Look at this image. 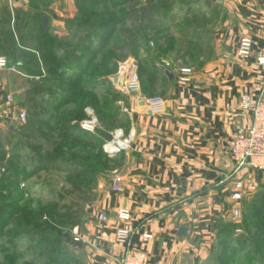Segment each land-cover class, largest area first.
Listing matches in <instances>:
<instances>
[{"label": "rangeland", "instance_id": "374dc122", "mask_svg": "<svg viewBox=\"0 0 264 264\" xmlns=\"http://www.w3.org/2000/svg\"><path fill=\"white\" fill-rule=\"evenodd\" d=\"M156 1L27 0L28 8L16 12L19 42L8 29V8H3L0 34L5 41L0 55L17 71H4L14 101L6 103L10 118L0 120V264H86L83 247L72 242H82L77 230L96 205L101 184L116 178L124 164L120 154L131 149L116 154L104 149L109 141L104 134L129 135L131 115L124 109L132 99L137 101L116 81L122 66L135 64L133 72L142 89L159 92L163 83L153 79L154 69L160 76L162 67L198 70L204 65L201 56L211 58L213 35L228 28L233 18L230 0H176L172 7L160 0L155 23L133 20L135 7ZM84 14L91 15L84 19ZM44 15L50 34L79 48L78 39L85 33L95 36L97 30H105L96 24H108L102 39H95H100L98 49L90 53L87 68L59 75L51 68L54 63L26 64L33 55L30 50H37L44 40ZM27 21L33 26L24 30ZM20 41L25 47L14 45ZM119 43L128 48L116 50ZM36 87L40 93H34ZM22 109L28 115L24 124L15 119ZM35 110L40 114L34 115ZM69 119L75 126L72 136L64 133ZM90 120L94 130L84 128ZM251 204L242 220L229 212L220 226L217 249L205 264H264V201Z\"/></svg>", "mask_w": 264, "mask_h": 264}, {"label": "crops", "instance_id": "0c3cea01", "mask_svg": "<svg viewBox=\"0 0 264 264\" xmlns=\"http://www.w3.org/2000/svg\"><path fill=\"white\" fill-rule=\"evenodd\" d=\"M229 2L230 25L213 35L211 58L201 56L204 65L191 83H180L173 68L168 69L174 70V80L165 72L163 76L155 72L154 79L163 83L161 91L142 89V93L162 98L163 108L157 112L150 113L148 105L133 96L136 103L132 99L127 107L133 141L131 149L120 154L121 181L112 178L101 184L96 205L77 230L86 264H119L125 250L115 238L120 208L132 211L133 246L148 252L150 264H205L217 249L220 226L229 219L235 181L248 172H234L230 142L236 126L249 116H235L232 110L239 107L243 95L257 97L264 83V65L258 62L259 52L264 51L263 1ZM4 7L11 16L8 29L19 42L16 12L28 8L27 0H0V15ZM243 35L254 39L253 54L247 58L238 55ZM1 40L5 38L0 34ZM4 71H0L1 121L12 113L6 95L14 93L8 90ZM249 176L259 190L244 200L246 210L251 203L257 206L264 201V173L252 171ZM101 214L107 219L101 220ZM183 226L187 231L180 235Z\"/></svg>", "mask_w": 264, "mask_h": 264}, {"label": "built area", "instance_id": "2783aa9c", "mask_svg": "<svg viewBox=\"0 0 264 264\" xmlns=\"http://www.w3.org/2000/svg\"><path fill=\"white\" fill-rule=\"evenodd\" d=\"M263 5H264V0ZM254 39L249 35H243L238 41V55L242 58H247L253 54ZM258 62L264 65V51L259 52ZM170 65L169 62H167ZM135 64L124 63L120 77L117 82H120L124 91L128 95H136L137 98L143 99L144 104L148 105L150 111L157 112L163 108V100L159 96L147 97L142 93V86L134 74L133 68ZM11 69L10 61L6 56L0 55V71ZM176 77L180 83H191L196 71L193 67L179 65L175 70ZM120 79V80H119ZM7 102L14 101V94L6 95ZM129 112L127 108L124 109ZM233 115L246 113L249 120L239 123L236 126V131L233 139L230 142V153L235 162L234 172L239 173L243 170H248L244 177L235 181L234 192L232 194V205L229 209L232 217L235 220H242L244 217V208L241 205L246 198L254 196L259 185L255 183L249 173L252 171H260L264 173V83L260 94L257 97L245 94L240 100L239 107L232 110ZM10 118V117H9ZM27 111L22 109L15 118L21 124L27 121ZM85 129H95V122L90 120L84 124ZM122 131H117L113 135V139L107 141L104 149L109 154L120 153L131 148L133 136L129 134L126 138ZM121 181L119 176L114 179ZM101 220H106L105 214L100 215ZM117 219L119 226L115 232L116 241L125 247L123 254L120 256L119 264H150V257L146 250L133 246L132 238L135 232L133 213L128 208H120L117 211ZM78 239V238H77ZM149 236H146L144 241H148Z\"/></svg>", "mask_w": 264, "mask_h": 264}, {"label": "trees", "instance_id": "16d2710c", "mask_svg": "<svg viewBox=\"0 0 264 264\" xmlns=\"http://www.w3.org/2000/svg\"><path fill=\"white\" fill-rule=\"evenodd\" d=\"M166 3H169V7H172L175 3L176 0H165ZM160 0H157L156 2H153L150 5H144V6H140V7H135L133 10V20L134 21H145V22H150V23H155V17L159 14L160 9ZM164 6V5H163ZM86 14V13H85ZM84 14V19L85 17H89L91 14L85 15ZM82 18V19H83ZM30 21H27L24 25V30L25 28L29 29V27H32L33 25H31V23H29ZM81 23L83 25L86 24L85 21H81ZM41 29L42 32L41 33V37L44 38V40L42 41L40 47L37 50H30L32 51L31 56H29V60L26 61V64H30L31 65H36V66H40L41 61L44 62L46 64V66H49L50 64H53L51 66V68H55L53 70V72H56L59 75H65L68 73H70L69 71H77L79 68H87L90 63H91V52L95 51L98 49L97 47V42H99L100 39H102V37L105 35V33L108 31L107 27L108 24L104 25V24H100V26L98 24H96V28H104L105 30L101 33L99 32V30H97V34L94 36L93 34H89V32H87V34L85 33L83 35V37L81 39H78V46L81 45L82 47H75L73 45H69V44H65V41H62L60 39H58L56 36H53L52 34L49 33V26L48 24L45 23V15L43 16V20L41 23ZM76 25V24H75ZM16 26V25H15ZM86 28V27H85ZM85 28H80L81 32H86L87 29ZM99 32V33H98ZM95 33V32H94ZM96 37H99L96 39ZM14 45H20L21 47H25L24 45H22L21 41L20 44L19 43H15ZM4 47V40L0 41V48ZM27 47V46H26ZM128 48V45H120V43L118 44V46L115 48L116 50H123ZM65 51L63 54H61V51ZM68 51V52H66ZM23 53H25V55L28 57V52L25 50L23 51ZM37 55H40V59ZM9 59V58H8ZM28 59V58H27ZM10 61V60H9ZM46 61V62H45ZM11 63V62H10ZM23 64V65H22ZM25 63H21L20 67L25 69V70H29L28 67L26 66ZM68 65V66H67ZM158 68H155L153 71V74L155 75V72H159ZM154 75H153V79H154ZM44 84V83H43ZM43 84H40L41 86H43ZM39 88H35L34 93H40V89ZM143 90H145V92H152L154 90V88H150V87H143ZM150 90V91H148ZM60 91V90H59ZM59 96L62 95V92L57 93ZM36 112H34V115H38L40 114V112L38 110H35ZM67 125L70 126V128H67L65 130L64 133H68L69 136H72L75 130V126H71V119H69L67 121ZM105 136V134H104ZM91 138H94V136H91Z\"/></svg>", "mask_w": 264, "mask_h": 264}, {"label": "water", "instance_id": "95a60500", "mask_svg": "<svg viewBox=\"0 0 264 264\" xmlns=\"http://www.w3.org/2000/svg\"><path fill=\"white\" fill-rule=\"evenodd\" d=\"M208 2H212V3H216L218 2V0H206ZM48 17L46 16L45 17V23L48 24ZM165 74L168 76V78L170 80H174L175 78V73L171 70H169L168 68L166 67H162ZM117 81V80H116ZM144 103V102H143ZM150 113H152V111H150ZM12 128H14V126H12ZM105 137L108 139V140H112L113 139V135L112 134H106ZM186 231H187V228L185 226H183L181 229H180V232L179 234L180 235H185L186 234ZM72 244L74 246H78L79 248H82L83 247V243L81 241H73Z\"/></svg>", "mask_w": 264, "mask_h": 264}]
</instances>
